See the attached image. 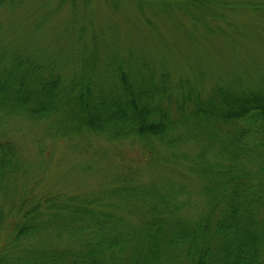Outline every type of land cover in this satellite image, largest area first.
Listing matches in <instances>:
<instances>
[{"label":"trees","instance_id":"16d2710c","mask_svg":"<svg viewBox=\"0 0 264 264\" xmlns=\"http://www.w3.org/2000/svg\"><path fill=\"white\" fill-rule=\"evenodd\" d=\"M25 3L0 0L2 136L22 119L139 153L101 188L41 192L10 138L0 140V264H264V76L246 64L209 86L149 46L171 16L187 42L226 37L246 25L240 2L158 0L155 20L130 12L148 37L140 46L80 23V11L45 44L40 26L58 10L20 16Z\"/></svg>","mask_w":264,"mask_h":264},{"label":"rangeland","instance_id":"374dc122","mask_svg":"<svg viewBox=\"0 0 264 264\" xmlns=\"http://www.w3.org/2000/svg\"><path fill=\"white\" fill-rule=\"evenodd\" d=\"M156 1L158 0H26L25 5L20 8L23 11L18 13L22 16L26 10H58L50 14L48 25L43 23L40 26L50 30L49 41L45 40V44L51 43V33L54 29L67 24L75 11V14L80 11L79 17L83 21L80 23L90 27L93 24L92 29L106 34L113 29L121 43L140 46L148 41V37L136 34L137 29L133 28L132 17L128 20L126 14L132 12L138 15L142 11L146 16L152 17V6ZM223 1L231 4V10L240 2L237 6V20H242L246 25L233 29V32L240 36L235 37L233 32L228 31L226 37L216 34L212 40L187 42L176 31L177 21L171 16L170 23L157 21V27L161 30L157 33L158 37L153 35L156 41L149 44L150 51L161 60L164 58L177 75L191 78L196 74L200 75L209 86L221 79L228 80L231 70H239L246 67V64L252 65L253 71L260 73L259 77L264 76V22L255 17L264 14V0H252L259 3L260 9L253 5L247 6L242 0ZM76 4H84L88 10H76ZM42 5L46 7L42 8ZM223 13L226 15L227 12ZM172 14L171 12L170 15ZM26 18L21 19L25 20L23 29L27 35L29 27L32 29L34 25L32 23L29 26L33 21ZM184 19L181 18L182 22L178 25L189 23ZM134 21L135 24L141 25L139 20ZM188 25L185 28H191V25ZM165 44H168V49L163 47ZM10 121L7 125L11 131L8 130L7 135L3 136L0 133V140L10 138L24 162V171L29 172L30 166V178L39 176L36 189L41 192L93 191L109 182L111 184L114 174H121L129 163L134 164L132 160L138 152L128 146V142L110 143L94 136L52 137L46 133V122L35 123L22 119ZM22 184H25L24 180L17 179L14 187L20 191Z\"/></svg>","mask_w":264,"mask_h":264}]
</instances>
